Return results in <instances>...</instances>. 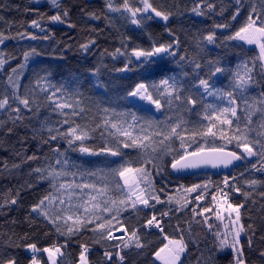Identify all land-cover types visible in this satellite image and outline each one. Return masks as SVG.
<instances>
[{
	"label": "trees",
	"instance_id": "16d2710c",
	"mask_svg": "<svg viewBox=\"0 0 264 264\" xmlns=\"http://www.w3.org/2000/svg\"><path fill=\"white\" fill-rule=\"evenodd\" d=\"M111 3L119 8L123 0H111ZM130 3L132 7H141L139 0H130ZM151 3L157 10L168 14L169 19L165 22L147 20L142 27H137L130 23L131 18L127 12L110 11L106 6L107 0H58L59 7L35 5L31 0H0V34L8 37L0 44V59L5 60L0 66V98L8 96L10 104V107L0 109V260L15 258L17 264H30L33 255L27 253L26 245L35 243L42 250L56 244L66 245L61 248L63 255L59 256L58 264H78L80 245L86 244L90 264H109L105 251H119L124 256L123 264H153V253L161 246L163 238L158 229L146 228L144 224L153 214L160 218L161 212L170 210L169 215L161 219V224L169 236H184L187 249L181 258L183 264H235L231 247L220 249L214 234L220 232L222 238L226 231L216 219V202L212 201L211 196L216 191V185L222 186L226 176L174 178L169 171L173 159L171 154L163 156L160 162L163 171L159 174L151 164L145 165L151 171L157 195L165 203L156 204L155 210L149 208L137 213L128 208L121 214V223L129 234L132 230L138 232L141 243L145 245L143 248L138 249L133 244L127 249H118L115 245L120 241L101 240L99 233L89 230L67 238L59 235L52 224L31 210L33 205L51 191L50 181L40 179V173L35 169H49L54 165L59 170L61 165H56L57 159H67L70 171L84 173L107 171L120 163L117 157L91 156L74 151L61 138L51 140L50 135L56 134L55 129L65 131L68 125L62 124L65 117L53 110L52 102L47 99L49 94L39 90L40 85L50 82L56 88L66 86L67 90L61 92L62 96L73 104L79 101V107L85 109L79 116L72 118L78 124H88L94 128L101 122V110L109 108L117 112H135L142 118L136 122L137 130L147 127V121L154 122L153 127L155 122L166 119L175 123L178 115H183L190 122V128L192 122L200 119L196 112L202 110L203 104L197 105L195 112L180 113L169 110L165 105L159 117L155 118L143 108L132 106L127 100L128 91L144 79L158 82L164 77L175 76L183 87V94L187 95L189 89L196 91L199 79L208 78L213 66L224 69V72L212 77L213 86L231 91L233 73L237 70L243 72L242 68L238 69V65L247 62L251 67L259 54L255 46L227 40L226 37L233 35L246 22L253 6L258 12L264 10L262 0H240L239 5L236 0H151ZM208 4H212L213 8L209 9ZM197 6L200 15L193 11ZM238 7L240 14L233 20ZM64 11L68 12L67 17L63 16ZM92 13L96 18L92 17ZM57 14L62 16L64 23L48 19ZM32 20H37L44 31L32 27ZM209 33L215 34L214 43H208L204 39ZM19 34H23V38ZM30 35L37 36V39H30ZM46 35L49 38L43 39ZM154 43H173L171 51L176 55L157 59L156 63L147 67H139L136 58L131 56L132 49L150 50ZM85 44L88 45L87 50L81 47ZM33 48L40 55L30 57L25 63L24 52ZM117 49L125 55H113ZM181 56L185 59L181 60ZM129 58L133 71H117L124 67ZM197 63L201 66L199 69L195 67ZM22 64L24 67H19ZM13 69L16 71L13 72ZM253 77L256 82L242 95L238 93L236 96L241 108L245 107L244 100L256 106L261 93H264V69L258 60ZM13 84L16 85L15 89ZM14 91L19 97L29 100V108L13 98ZM199 91L203 94V89ZM217 102L221 101L217 99ZM203 103H208L206 94L203 95ZM16 108L20 111H13ZM238 115L243 122L246 113L238 111ZM127 119L131 122V116ZM253 121V127L259 129V113L253 116ZM49 128L53 129L51 134ZM212 142V138H209L208 143ZM102 143L99 129L87 141L93 147H100ZM221 143L218 138L215 139V144ZM78 147L77 143L76 148ZM172 147L178 153L183 151L179 139L172 141ZM192 147L195 148L196 145ZM227 147L226 150L240 151L234 144ZM53 149H58L64 156L60 157L59 152H54ZM123 151L128 153L127 159H139L138 150L129 148ZM257 159L258 157H245L244 164L227 176L232 184L250 193L245 199L240 193L234 195V192H230L232 203L244 205L241 208V224L245 231L240 235L238 248L243 252L245 264H264V255L261 254L264 253V197L260 195L264 192V183L255 187L245 183L253 179L264 182V172L252 169V164ZM44 174L47 175V172ZM205 183L212 186L207 189L203 200L195 201L197 193L188 194L187 199L191 203L179 211V205L175 201L167 202L168 197L173 196L183 203L185 193L181 185L188 188ZM112 195L118 196V193ZM12 198L17 200L16 204L6 203ZM202 207L212 209L205 213L208 222L213 225L211 231L204 222V216L197 215L193 218L192 209ZM225 223L228 221L225 220ZM248 225L253 227L249 229ZM114 227L118 226L114 224ZM98 240L100 242L96 243ZM112 264L121 262L113 256Z\"/></svg>",
	"mask_w": 264,
	"mask_h": 264
},
{
	"label": "snow or ice",
	"instance_id": "6c2138e0",
	"mask_svg": "<svg viewBox=\"0 0 264 264\" xmlns=\"http://www.w3.org/2000/svg\"><path fill=\"white\" fill-rule=\"evenodd\" d=\"M264 2V0H262ZM51 3L59 7L57 0H51ZM142 7H132L130 0H123V4L118 8L113 6L111 0H107V7L113 12H127L130 15V23L142 27L147 20H152L154 17H160L164 21L169 19V15L157 10L151 0H139ZM237 5L240 0H236ZM199 6L193 11L197 15L201 13L198 11ZM208 8L212 9L213 5L208 4ZM240 14V8L236 9V14L232 19L236 20ZM93 18L95 14H91ZM64 17L68 16V12L64 11ZM53 22L64 23L60 14L50 16L48 18ZM31 26L41 28L37 20L31 21ZM72 25H69L71 27ZM216 27H227V25H216ZM41 31H44L41 28ZM21 38H23V34ZM5 37L0 34V44L4 43ZM30 39H37V36L30 35ZM46 35L43 39H48ZM208 43H214L215 34L209 33L204 37ZM227 40L242 41L244 44L255 45L259 50V54L253 60V64L249 67L247 62H242L238 65V69L242 68L243 72L237 70L233 73L232 90L225 91L223 89L215 88L211 83L212 77L218 73L224 72V69L219 66H213L207 79H199L196 86V91L188 90L185 95L180 82L175 76H167L160 79L158 82H149L147 79L136 83L131 90L128 91L127 97L138 98L141 101H146L149 105L154 106L157 111L162 110L167 105L169 110H177L180 112H195L196 106L203 104L202 110L196 112L200 117L199 120L192 122V127H188L190 123L183 115H178L175 123H171L170 119L165 121L155 122L153 127L152 121H147V127H140L137 130V123L141 117H138L135 112H117L115 109L103 108L101 111V122L96 124L93 128L88 124H78L73 117L79 116L85 109L79 107V101L76 104L70 103L68 99L61 96L56 97L57 92L66 91V86L61 85L56 88V91L47 96L49 101L55 104V109L60 110L59 114L65 119L62 124L68 125L65 131L55 129V135H50L51 140L58 138L64 139L73 150H78L82 154L91 156H111L120 159L117 167L108 168L105 170H97L95 172H77L68 169L67 159H57L56 165H61L60 169L53 165L49 169H35L40 173V179L50 181V188L46 195H44L37 204L33 205L32 212L42 216L50 224L53 225L59 235L71 238L78 233L89 230L94 233H99L101 240L118 239L119 244L115 247L118 249H127L130 245L136 248H143L145 245L141 243L140 235L136 230H132L129 234L128 229L121 223V214L128 208L133 209L139 213L144 209L155 210L156 204L165 203L157 195V190L152 181L151 171L145 165L151 164L157 169V174L163 171L161 161L164 155H173L171 161V168L174 171H182L185 169H195L201 166H211L218 168L223 166L227 168L232 165L234 161H239L245 157H258L256 163L252 164V169L264 172V93H261V99L256 102V106L249 104L247 100L243 101L245 105L241 108L237 103L236 96L239 93L242 95L247 91L249 86L256 81L253 77V71L256 67V61L260 62V66L264 69V10L258 12L253 6L251 12L247 17L246 22L233 35L226 37ZM91 43H94L92 41ZM85 50L88 45H82ZM173 43L167 44H153L151 49L134 48L131 51V56L136 58L139 67H147L157 62V59H163L165 56H175L176 53L171 51ZM24 61L27 63L28 59L33 56H39L35 48L24 52ZM113 55H125L120 49L116 50ZM181 60L185 57L181 56ZM5 63L4 59H0V66ZM212 63L211 61L209 62ZM129 58L128 62L123 68L117 69L119 72H131L133 68ZM19 67H24L20 65ZM195 67L199 69L200 64ZM16 69H13L15 72ZM95 75V73H93ZM41 79H44L41 77ZM11 82V77H9ZM39 83V80L37 81ZM15 89L16 85L13 84ZM49 87H55L49 85ZM203 89V94L200 93ZM41 91L47 92L48 88L41 87ZM215 97L221 101V104L203 103V95ZM13 98L19 101V104L25 108H29L30 102L27 98H21L13 92ZM227 103L224 104L223 102ZM188 105L192 107L189 108ZM10 107L9 97L4 96L0 98V109ZM64 109H71L70 113H65ZM13 111L19 112L16 108ZM238 111L246 113L243 118L238 115ZM259 113L261 122L259 129L253 127V116ZM131 116V122L127 119ZM205 121L207 123H205ZM161 125H163L161 127ZM100 130V138L103 141L100 147H93L87 144V141L93 138V134ZM53 129L49 128L51 134ZM185 133H190L185 135ZM199 138V140H198ZM209 138L213 142L208 143ZM222 141L221 144H215V139ZM179 139L182 153L176 152L172 147V141ZM204 141L200 143L199 141ZM79 147L76 148V144ZM234 144L235 148L240 151H229L227 145ZM196 145L195 148L192 146ZM136 149L139 152V159L136 161L129 160L126 157L128 153L123 149ZM191 149V150H190ZM54 152H59L58 149H53ZM59 156L63 157L64 153L59 152ZM29 159H32L29 157ZM259 165V167H257ZM75 167V165H73ZM47 172V175L44 173ZM71 177V179H68ZM118 178V179H117ZM235 179V177H233ZM250 187H255L259 183H264L258 180L245 181ZM224 188L216 185V191L211 194L212 201L216 202V219L223 224L225 233L221 238V233H214L218 240V247L220 249L231 247L234 253L235 264H245L243 259V252L238 248L240 244V235L245 231L244 225L241 224V208L243 204H234L230 201V192L240 193L247 199L250 196L249 192L242 191L241 188L235 184L229 183V178L226 176L223 181ZM210 183L196 184L191 187L181 189L185 193L183 203L176 200L175 197L169 196L168 203L174 201L179 205L177 210L188 207L189 201L187 195L197 193L195 201L199 202L204 199L205 193ZM229 189V191H225ZM199 190V191H198ZM163 191V189H161ZM113 193H118V196H113ZM260 195L264 197V192ZM155 201V203H152ZM6 203L16 204L17 200L12 198ZM140 206H143L142 208ZM170 211V210H169ZM169 211H164L157 215L153 214L146 220L144 227L159 229L163 238L161 246L153 253L156 264H183L182 256L185 254L187 244L184 236L179 237L169 236L164 232L161 224V219L169 215ZM212 211L211 208L202 207L200 209L193 208V218L197 215L204 216V222L208 224L209 231L212 230L213 225L208 222V217L205 213ZM225 220L228 223H225ZM114 224L118 227H114ZM91 226V227H90ZM253 226L248 225L251 229ZM114 231H119L123 235L115 236ZM177 231H180L177 228ZM127 237V239H125ZM100 241H96L99 243ZM251 245V240L249 241ZM66 245L57 246L53 244L51 247H45L42 250L37 247L35 243L28 244L26 247L34 253L30 260V264H41L40 259L35 255L43 251L48 255L49 264H58L57 257L63 255L61 248ZM81 252L79 257V264H90L88 260V246L86 244L80 245ZM264 255V253H261ZM105 257L109 264H112L113 256L117 257L121 264H123L124 256L119 251L112 253L105 251ZM0 264H17L15 258L0 260Z\"/></svg>",
	"mask_w": 264,
	"mask_h": 264
},
{
	"label": "rangeland",
	"instance_id": "374dc122",
	"mask_svg": "<svg viewBox=\"0 0 264 264\" xmlns=\"http://www.w3.org/2000/svg\"><path fill=\"white\" fill-rule=\"evenodd\" d=\"M31 1H32L33 4H35V5H39V4H48V5L54 6V5L51 3V0H31ZM57 2H58V0H57ZM140 5H141V4H140ZM141 7H142V5H141ZM154 20H156V21H160V22H165V21H164L163 19H161L160 17H154ZM247 45H248V44H247ZM249 46H255V45H249ZM255 47H256V46H255ZM49 85H51L50 82H45V83H43L42 85L39 86V90H41V87L48 88V91H47V92H44V91H42V92L51 95L53 92L56 91V87H49ZM61 96H62L61 92H57V93H56V97H55L54 99H58V98H60ZM206 100H207L208 103H211V104H221V102H217V99L215 100V97H212V96H207V95H206ZM51 102H52V101H51ZM131 102H132V104H135V106H136V105H139V99H138V98H135V99L132 98ZM144 103H145V102H144ZM223 103L226 104L227 102L224 101ZM52 105H53V110H54L57 114H59L60 110L55 109V104H54L53 102H52ZM138 107H141V108L144 107V110L150 112V113L152 114V116H155V118L159 117V115L161 114V110H160V111H157V110L155 109L154 106H152L151 109L149 108L150 106H148V105L146 106L145 104H144V105H139ZM147 108H149V109H147ZM63 111H64L65 113H70V112H71L70 109H64ZM59 115H60V114H59ZM205 122H206V121H205ZM206 123H207V122H206ZM227 149H228V147H227ZM248 158H250V157H248ZM26 251H27L28 254H32V255H34V253H32V251H31L30 249L27 248ZM35 255H37V257L40 259L41 264H43V262H44L45 264H49L47 253L39 252V253H35ZM40 255H42V256L39 257ZM58 258H59V256L57 257V260H58ZM156 263L159 264L158 261H157ZM78 264H79V263H78Z\"/></svg>",
	"mask_w": 264,
	"mask_h": 264
},
{
	"label": "water",
	"instance_id": "95a60500",
	"mask_svg": "<svg viewBox=\"0 0 264 264\" xmlns=\"http://www.w3.org/2000/svg\"><path fill=\"white\" fill-rule=\"evenodd\" d=\"M230 151V150H229ZM244 164L243 159L239 161H234L232 165H229L227 168L223 166L218 168H212L211 166H201L195 169H185L182 171H174L171 166H169L170 174L174 178H185V177H194L199 175H214L217 177L220 176H229L230 173L238 169Z\"/></svg>",
	"mask_w": 264,
	"mask_h": 264
},
{
	"label": "built area",
	"instance_id": "2783aa9c",
	"mask_svg": "<svg viewBox=\"0 0 264 264\" xmlns=\"http://www.w3.org/2000/svg\"><path fill=\"white\" fill-rule=\"evenodd\" d=\"M127 100H128V102L129 103H131L132 104V102H131V100H132V98H130V97H128L127 98ZM145 102V103H144ZM148 105V106H150L149 108L151 109L152 108V106L151 105H149L146 101H141V100H139V105ZM135 106V104H132V106ZM139 105H136V106H139ZM141 108V107H140ZM149 108H147V109H149ZM143 109H144V107H143ZM229 183L230 184H232V182H230V180H229ZM222 186H221V188H224V185H223V183L221 184ZM225 191H229V189H225ZM231 194V193H230ZM234 195H238V193H236V192H234ZM155 228V227H154ZM155 229H157V228H155ZM159 230V229H158ZM115 236H120V235H123V233H121V232H115V233H113ZM125 239H127V237H125ZM110 241H119L118 239H113V240H110Z\"/></svg>",
	"mask_w": 264,
	"mask_h": 264
}]
</instances>
